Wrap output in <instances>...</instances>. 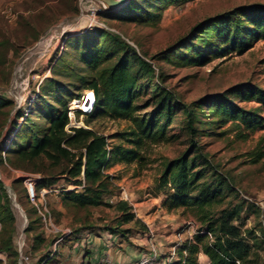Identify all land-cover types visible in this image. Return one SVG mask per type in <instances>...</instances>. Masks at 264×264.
<instances>
[{
  "label": "rangeland",
  "instance_id": "rangeland-1",
  "mask_svg": "<svg viewBox=\"0 0 264 264\" xmlns=\"http://www.w3.org/2000/svg\"><path fill=\"white\" fill-rule=\"evenodd\" d=\"M253 2L264 0H188L170 5L156 0H122L109 10L104 0H0V97L7 101L0 106L1 211L7 215L3 226L0 222V264L75 263L70 253L66 254L77 240L73 231L97 233L117 221V212L108 205L77 206L62 201V190L75 187L64 173L70 165L68 160L45 155L27 160L12 152L31 141L33 133L41 135L47 126L44 110L60 108V96L66 99L69 92L83 89L82 79L91 71L81 60V46L76 42L84 34L83 44L95 37L97 44L113 49V39H117L124 48L135 51L152 68L141 71L142 87L157 83L178 103L192 109L200 152L209 166L206 177L216 172L228 182L224 186L226 196L216 207L243 201L241 229L264 260V121L263 126L247 130L236 121L219 120L210 106L196 103L200 97L243 82L264 88V39L254 41L241 54L232 52L205 64L186 62L181 52L186 46L179 44L204 17ZM90 5L97 9L93 21L87 14ZM49 34L50 41L45 43ZM72 38L77 40L71 42ZM232 98L264 116V106L256 101ZM137 103L145 105L142 112L149 111L153 106L151 93L141 92ZM75 119L107 135L110 143L121 140L111 135L131 127L127 119L98 114H75ZM178 123H170L169 132L178 133ZM183 137L151 145L144 154V165L117 161L106 168L113 176L116 192L105 197L106 202L127 199L136 215L132 203L156 199L159 207L157 203L151 206L158 211L151 215L150 237L156 239L151 247L160 257L170 256L199 225L188 210L168 211L162 205L164 189L155 185L163 162L186 145ZM259 153L261 157L253 161ZM27 178L34 182L33 196L28 192ZM41 180L50 183L35 188ZM121 186L133 190L132 196L122 194ZM121 227L135 225L130 222ZM8 239L16 255L11 249H2ZM140 247L143 253L150 250Z\"/></svg>",
  "mask_w": 264,
  "mask_h": 264
},
{
  "label": "trees",
  "instance_id": "trees-1",
  "mask_svg": "<svg viewBox=\"0 0 264 264\" xmlns=\"http://www.w3.org/2000/svg\"><path fill=\"white\" fill-rule=\"evenodd\" d=\"M156 1L170 5L188 0ZM79 38L76 43L78 47L81 46V60L91 71L90 76L82 79L83 89L69 92L66 99L60 96V108L44 110L47 126L41 135L33 133L31 141L13 148L12 152L27 160L40 155L68 160L70 165L64 173L75 187L62 190V201L77 206L105 204L112 207L117 212V221L103 229L125 237L136 231L146 232V225L132 211L127 199H117L114 203L105 201V197L116 194L113 176L106 172V168L117 161L144 165V154L151 145L184 136L183 142L186 145L178 155L163 162L155 185L157 189H164L162 205L168 211L181 208L188 210L199 225L190 237L177 244L173 253L175 257L172 258V254L167 257L169 264H199L200 254L207 257L209 264H264L241 229L243 201L222 208L216 207L226 196L224 186L228 182L222 174L216 172L206 177V168L209 166L200 152L202 145L198 142V128L194 124L192 109L178 103L174 95L157 83L150 82L151 86L143 88L140 83L141 71H152L150 64L132 49L124 48L117 39H113L115 42L112 40L115 47L108 49L103 43L97 44L95 37L86 44L81 40L85 39V34ZM259 39H264V3L253 2L204 17L179 44L186 46V50L181 51L186 62L205 64L212 58L226 57L232 52L241 54ZM71 40L74 42L77 39ZM85 89L93 91L94 103L83 114H98L131 122L128 129L111 135L118 136L120 142L110 143L107 135L91 127L74 126L71 132L65 130L68 103L72 99H80ZM143 91L151 93L153 101L152 108L144 112L141 109L145 105L137 103ZM232 96L253 100L264 106V88L252 82L239 83L211 96L200 97L196 103L210 106L209 110L219 120L236 121L247 130L263 126L264 116L256 108L240 106ZM6 102L0 97V106ZM178 118H181L180 121ZM176 121L179 122L178 133L169 132L170 123ZM260 157L261 153L253 161ZM203 161L204 165L201 163ZM49 183L41 180L35 188ZM3 198L0 193L2 226L4 217H7L1 211ZM130 222L135 227H121ZM72 234L78 240L82 229H76ZM3 242L2 249L13 250L11 239L7 243Z\"/></svg>",
  "mask_w": 264,
  "mask_h": 264
},
{
  "label": "crops",
  "instance_id": "crops-1",
  "mask_svg": "<svg viewBox=\"0 0 264 264\" xmlns=\"http://www.w3.org/2000/svg\"><path fill=\"white\" fill-rule=\"evenodd\" d=\"M121 188L123 189L122 194L126 193L129 196H132L133 190H130L128 186H121ZM154 203H157L156 199L153 201L147 199L132 203L136 215L146 225V232L136 231L127 234L125 237L120 234L108 232L105 229H100L97 233H83L66 253H70L74 258L75 263L71 264H89L92 260L104 254L110 257L112 264H134V262L143 254L144 249H142L140 245L147 249L151 247L152 240L156 241V239L150 237L152 234V229L150 228V222L152 219L151 215H155L158 211L157 208L155 210V207H151L154 206ZM156 207H159L158 203ZM159 223L162 225L163 221H160ZM158 239L159 242L160 238L158 237ZM158 249L160 250V248ZM172 253H174V251H172ZM171 257L174 258V254H172ZM199 261V264H209L207 257L203 254L199 255Z\"/></svg>",
  "mask_w": 264,
  "mask_h": 264
},
{
  "label": "built area",
  "instance_id": "built-area-1",
  "mask_svg": "<svg viewBox=\"0 0 264 264\" xmlns=\"http://www.w3.org/2000/svg\"><path fill=\"white\" fill-rule=\"evenodd\" d=\"M122 0H104V7L107 8L106 10H109L111 7H113L115 4L120 2ZM113 5V6H112ZM91 6V5H90ZM89 12V18L91 21L95 19V15L97 13V9L94 6H91L88 9ZM81 102V103H80ZM86 104V106L81 107V104ZM94 103V93L91 89H86L83 92V95L80 99H72L68 103V123L65 126V130L67 132H71L72 127L74 126H85L83 123L78 122L75 119V114L78 115V111H81L79 114H83L82 112L89 111ZM26 181L28 182V192L30 196H33V180L30 178H27ZM174 251V250H173ZM173 254V253H172ZM170 260L167 257H160L158 253L156 252L155 248L150 247L149 252L143 253L135 262L134 264H169ZM85 264V263H83ZM89 264H112V261L110 257L106 254L92 260Z\"/></svg>",
  "mask_w": 264,
  "mask_h": 264
},
{
  "label": "bare ground",
  "instance_id": "bare-ground-1",
  "mask_svg": "<svg viewBox=\"0 0 264 264\" xmlns=\"http://www.w3.org/2000/svg\"><path fill=\"white\" fill-rule=\"evenodd\" d=\"M49 36H50V34H49V35H47L46 39L44 40V41H45V43H47V42H48V40H49ZM49 41H50V40H49ZM86 104H87V102H86L85 104H83V107H84V106H86ZM81 107H82V105H81Z\"/></svg>",
  "mask_w": 264,
  "mask_h": 264
},
{
  "label": "water",
  "instance_id": "water-1",
  "mask_svg": "<svg viewBox=\"0 0 264 264\" xmlns=\"http://www.w3.org/2000/svg\"><path fill=\"white\" fill-rule=\"evenodd\" d=\"M31 189H33V187H31Z\"/></svg>",
  "mask_w": 264,
  "mask_h": 264
}]
</instances>
